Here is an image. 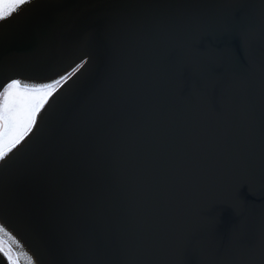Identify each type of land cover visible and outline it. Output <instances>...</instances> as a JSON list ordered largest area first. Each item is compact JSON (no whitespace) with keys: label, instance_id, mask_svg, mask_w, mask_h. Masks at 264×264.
Segmentation results:
<instances>
[{"label":"water","instance_id":"water-1","mask_svg":"<svg viewBox=\"0 0 264 264\" xmlns=\"http://www.w3.org/2000/svg\"><path fill=\"white\" fill-rule=\"evenodd\" d=\"M32 5L0 94L69 77L0 172L34 264H264V0Z\"/></svg>","mask_w":264,"mask_h":264},{"label":"snow or ice","instance_id":"snow-or-ice-1","mask_svg":"<svg viewBox=\"0 0 264 264\" xmlns=\"http://www.w3.org/2000/svg\"><path fill=\"white\" fill-rule=\"evenodd\" d=\"M31 0H0V20L11 15L17 7ZM71 74H69L70 76ZM69 77L48 84L21 85L19 80H12L0 94V161L31 132L36 117L56 89ZM2 167V165H0ZM19 242L0 225V253L7 258L8 264H34L28 253L17 251Z\"/></svg>","mask_w":264,"mask_h":264},{"label":"bare ground","instance_id":"bare-ground-1","mask_svg":"<svg viewBox=\"0 0 264 264\" xmlns=\"http://www.w3.org/2000/svg\"><path fill=\"white\" fill-rule=\"evenodd\" d=\"M40 1H46V0H31V3H30V5H32V4H35L36 6H38L39 5V3H40ZM33 6V5H32ZM32 6H30V7H32ZM27 7V3H24V4H21L19 7H17L16 9H15V11H12L11 13H19V12H21V11H23L25 8ZM22 13V12H21ZM10 16V15H9ZM1 21V20H0ZM22 81L23 82H21V85H36L35 83H33L31 80H27V79H22ZM37 84H40L39 82L37 83ZM42 109L40 110V112L38 113V117H36L37 119H36V124L39 122V120H40V118L42 117ZM35 128V127H34ZM34 131V130H33ZM32 135V133H30V134H28L27 136L28 137H26L24 140H23V142H26L27 140H28V138L30 137ZM9 157H7V158H5V160L4 161H0V165H2V167L6 164V162L11 158H9ZM2 167H0V172H1V169H2ZM2 180H4V179H2ZM2 184H3V182H1L0 183V206H2V207H4V208H6L7 206L5 205V198L7 199V188H6V185H3L2 186ZM9 202V201H8ZM13 209V208H12ZM9 211H7V214H6V216H8L10 219H12L11 217V215L8 213ZM4 218V217H3ZM3 218L0 216V225H2L8 232H10L11 233V235L12 236H14L13 235V233L9 230V228H7L6 227V225H5V223L3 222L4 220H3ZM2 219V220H1ZM5 219V218H4ZM15 239L19 242V241H21V240H18L17 239V237H15ZM13 247L17 250V251H24V252H26L25 251V249L24 248H22L21 247V245L19 244V248H17L16 247V245H13ZM21 264H26V261H24V259L23 258H21Z\"/></svg>","mask_w":264,"mask_h":264},{"label":"rangeland","instance_id":"rangeland-1","mask_svg":"<svg viewBox=\"0 0 264 264\" xmlns=\"http://www.w3.org/2000/svg\"><path fill=\"white\" fill-rule=\"evenodd\" d=\"M7 88V87H6ZM4 92V91H3ZM29 134V133H28Z\"/></svg>","mask_w":264,"mask_h":264}]
</instances>
